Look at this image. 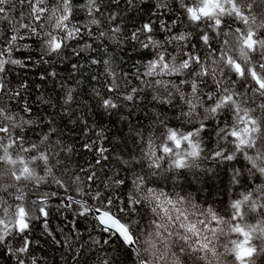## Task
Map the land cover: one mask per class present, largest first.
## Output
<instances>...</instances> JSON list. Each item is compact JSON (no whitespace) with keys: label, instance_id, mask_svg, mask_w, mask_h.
I'll return each instance as SVG.
<instances>
[{"label":"snow or ice","instance_id":"snow-or-ice-1","mask_svg":"<svg viewBox=\"0 0 264 264\" xmlns=\"http://www.w3.org/2000/svg\"><path fill=\"white\" fill-rule=\"evenodd\" d=\"M0 264H264V0H0Z\"/></svg>","mask_w":264,"mask_h":264},{"label":"trees","instance_id":"trees-1","mask_svg":"<svg viewBox=\"0 0 264 264\" xmlns=\"http://www.w3.org/2000/svg\"><path fill=\"white\" fill-rule=\"evenodd\" d=\"M58 222H59V218H57L56 220L53 221V226H55ZM80 226H81L82 230L84 231L85 237H87L88 231L91 230V228L93 226L91 220L90 219L89 220H81ZM36 235L37 236L40 235L38 225H37ZM41 246H42L44 252L47 253V259L49 260V262H51L54 257L59 255V253L54 252L53 250L49 249L48 245L43 243V238L41 239ZM38 252H39V250H38Z\"/></svg>","mask_w":264,"mask_h":264}]
</instances>
